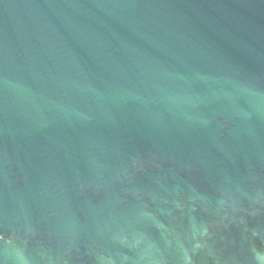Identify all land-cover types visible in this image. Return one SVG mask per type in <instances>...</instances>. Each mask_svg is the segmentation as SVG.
Instances as JSON below:
<instances>
[{
  "label": "water",
  "instance_id": "1",
  "mask_svg": "<svg viewBox=\"0 0 264 264\" xmlns=\"http://www.w3.org/2000/svg\"><path fill=\"white\" fill-rule=\"evenodd\" d=\"M0 264H264V0H0Z\"/></svg>",
  "mask_w": 264,
  "mask_h": 264
}]
</instances>
